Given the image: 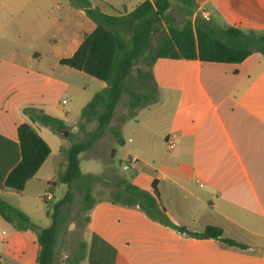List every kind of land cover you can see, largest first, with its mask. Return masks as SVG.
Listing matches in <instances>:
<instances>
[{
	"label": "crops",
	"instance_id": "crops-1",
	"mask_svg": "<svg viewBox=\"0 0 264 264\" xmlns=\"http://www.w3.org/2000/svg\"><path fill=\"white\" fill-rule=\"evenodd\" d=\"M99 1L138 2L130 8L106 4L117 13L130 11L144 0ZM174 5L186 10L192 20L207 13L219 25L264 33V0H171L169 11ZM94 28L88 15L74 16L68 39L75 47L70 55ZM44 33V26L22 10L0 8V195L14 205L15 190L5 187L4 180L21 158L18 126L30 121L23 108H42L63 119L68 131L76 128L67 124L70 101L62 97L75 85L67 70L59 69L60 59L66 56L60 55L55 35L46 47H39ZM48 54L54 59L52 65ZM151 68L157 101L140 107L135 118L115 113L111 125L121 132L123 143L110 131L111 136L106 133L97 142L109 139L111 157L118 151L117 144L126 147L123 161L106 163L104 171L81 169L77 181L82 196L91 175L100 176L109 186L95 196L86 213L85 257L73 264H264V56L254 51L239 63L160 57ZM100 89L87 92L83 87L81 110ZM32 123L51 153L26 184L35 180L56 186L60 183L52 181L66 166L62 148L67 145L55 151L53 144L59 146L55 131ZM168 136L174 137L173 149L166 142ZM120 177L149 192L155 182L162 207L185 230L160 223L138 204L114 202L112 186ZM73 185L67 190L72 191ZM17 205L32 218L27 207ZM207 225L222 227L224 237L246 247L192 235ZM0 231V261L5 259L3 250L25 253L27 231L16 230L1 215ZM38 249L35 246L26 264L35 263Z\"/></svg>",
	"mask_w": 264,
	"mask_h": 264
},
{
	"label": "trees",
	"instance_id": "trees-1",
	"mask_svg": "<svg viewBox=\"0 0 264 264\" xmlns=\"http://www.w3.org/2000/svg\"><path fill=\"white\" fill-rule=\"evenodd\" d=\"M81 6L94 21L95 28L84 35L76 51L60 59V63L75 70L83 71L106 83L96 91L93 97L81 110L80 129L85 130L88 123L96 121V127L88 133L85 141H71L62 148L67 163L52 181L72 186L81 177L80 154L92 148L104 134L110 131L118 143H123L119 130L112 127L111 122L117 105L124 94L129 95L127 102L131 112L128 118H135L140 107L155 103L158 99V86L155 82L152 65L160 57L200 59L201 61L239 63L252 52L259 51L264 56V33L256 30L244 31L237 26H222L213 21L197 16H190L178 23L169 11L171 0H144L130 11L117 13L104 12L93 5L91 0H73ZM190 15L192 8H188ZM154 35L160 37L159 43L151 48ZM138 61L148 65L147 70H138L133 77V68ZM30 121L18 126L20 160L9 171L4 186L21 192L26 183L38 172L51 153V147L34 127L32 122L50 126L53 130H65L63 119L47 113L36 106L23 108ZM69 132V138L73 136ZM101 179L91 175L90 182L83 193L81 212L88 213L96 201L92 193V183ZM118 190L113 201L127 204H138L146 213L160 223L178 231L185 227L175 224L162 207L159 190L153 183V192L141 189L126 178L116 179ZM68 190L64 198L57 203L52 223L47 227L36 224L20 207L12 204L0 195V215L18 231H31L36 235L39 246L34 264H52L55 257L57 216L59 207L71 198ZM197 238H216L231 246L245 248L246 245L229 237H224L220 226L207 225L200 232H193ZM85 244L75 261L78 263L85 257Z\"/></svg>",
	"mask_w": 264,
	"mask_h": 264
},
{
	"label": "rangeland",
	"instance_id": "rangeland-1",
	"mask_svg": "<svg viewBox=\"0 0 264 264\" xmlns=\"http://www.w3.org/2000/svg\"><path fill=\"white\" fill-rule=\"evenodd\" d=\"M91 1L94 5L100 7L104 12L107 13H115V11H112L111 8L106 5L107 3H110L112 6L117 8L119 7L118 3H121L128 8L138 3L129 1H108L106 3H102L99 0ZM122 5H120V9H123ZM0 8L20 9L22 10L23 14L29 15L30 17L38 20L41 25L44 26L45 30L43 38L44 44L39 40V47H46V44L50 42V40L55 35L60 41L61 56L70 55L75 47L72 38L68 39V34L70 33L72 35L73 33L72 26L74 24V16H77L78 18H87L83 8L77 5L73 0H0ZM170 12L176 17L178 23L183 22L187 17V11L180 9L175 5ZM58 27L60 28L59 31H57ZM159 40L160 37L158 35H154L151 39V48H154L159 43ZM49 56L51 60L48 58ZM46 58L49 64L52 65L54 63V59L51 57V54H48ZM62 68L67 70L70 80L75 84L74 88L71 90V93L66 92L62 97L70 101L68 107L71 108V114L67 124L69 127L76 125V128L74 130L69 129V131L74 133L70 139H68L69 134L66 136L60 130H54L59 140V146L53 144L55 151L56 149L60 148V145L62 146L65 144L68 146L71 141H85L88 139V133L96 127V121L88 123L85 130L80 129L79 121L82 119L80 104L82 103V96L84 95L83 87H86V91L90 92L100 89L102 84L105 83L100 79H97L87 73L72 69L67 65L63 66L61 64L59 69ZM140 69H148L146 62L138 61L136 63L133 68L134 78L137 75V71ZM128 100L129 95L124 94L122 100L116 108L117 117L120 115L125 117L130 114L131 110L127 105ZM62 116H64V114H62ZM107 133V136H111L109 131ZM109 145V139L104 137L101 143H96L94 147L83 151L80 154V164L82 171H104L105 164L108 162L120 164V162L123 161L124 156H126L127 148L123 145L117 144L116 147L118 148V151L114 156L111 157L109 155ZM48 170L51 171L52 168H49ZM80 185L81 182L79 181L73 185L71 198L59 207L60 210L57 216L56 241L54 244L55 257L52 264H73L77 254L81 250V243L83 241L82 234L86 223V213L81 212L80 210V205L83 204V196L81 194V190H79ZM91 185L94 189L93 194L95 196H101L104 194L106 192V186H109L103 179H99L96 182H93ZM68 186L69 185L67 184L61 183L56 186L52 184L42 185L41 183L33 180L28 185L26 184L23 191H14L16 195L13 201L16 204L27 207V209L30 211V214L32 215V220L36 224L41 227H47L52 223V215L54 214L55 207L57 203L64 198L66 192L68 191ZM47 190L54 194L53 198L49 201H45L42 198V195ZM116 191L117 187L115 185L112 186L113 195L116 193ZM23 234L25 238V253H9L6 252V250H3L5 259L0 261V264H26L28 257L33 252L35 246L38 245L35 243V233L27 231ZM0 248L2 247L0 246Z\"/></svg>",
	"mask_w": 264,
	"mask_h": 264
},
{
	"label": "built area",
	"instance_id": "built-area-1",
	"mask_svg": "<svg viewBox=\"0 0 264 264\" xmlns=\"http://www.w3.org/2000/svg\"><path fill=\"white\" fill-rule=\"evenodd\" d=\"M205 20H210V15L207 14V13H204V15L202 16ZM64 103H66L67 101L66 100H63ZM166 142L168 144V147L170 149H173L175 147V141H174V137L173 136H168L166 138ZM132 161H136L137 159L135 157L131 158ZM53 193L50 192V191H46L43 195H42V198L43 200L45 201H49L53 198Z\"/></svg>",
	"mask_w": 264,
	"mask_h": 264
},
{
	"label": "water",
	"instance_id": "water-1",
	"mask_svg": "<svg viewBox=\"0 0 264 264\" xmlns=\"http://www.w3.org/2000/svg\"><path fill=\"white\" fill-rule=\"evenodd\" d=\"M63 134H65L66 136H68V134H69V131L68 130H63V129H61L60 130ZM187 231V230H186Z\"/></svg>",
	"mask_w": 264,
	"mask_h": 264
}]
</instances>
